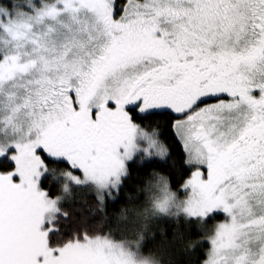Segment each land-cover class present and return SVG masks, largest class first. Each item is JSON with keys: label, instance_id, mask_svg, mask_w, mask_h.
<instances>
[{"label": "snow or ice", "instance_id": "snow-or-ice-1", "mask_svg": "<svg viewBox=\"0 0 264 264\" xmlns=\"http://www.w3.org/2000/svg\"><path fill=\"white\" fill-rule=\"evenodd\" d=\"M57 164L102 206L133 169L160 213L178 188L185 264H264V0H0V264H68Z\"/></svg>", "mask_w": 264, "mask_h": 264}, {"label": "trees", "instance_id": "trees-1", "mask_svg": "<svg viewBox=\"0 0 264 264\" xmlns=\"http://www.w3.org/2000/svg\"><path fill=\"white\" fill-rule=\"evenodd\" d=\"M159 134V139L164 140L163 126H153ZM166 135V132H165ZM141 160L137 158V164ZM159 174L160 169H153ZM50 180L48 188L51 189V198L61 194L65 172H73L64 165H52L44 168ZM74 173V172H73ZM142 173L135 169L125 181L124 189L111 199L105 201V205L97 202L96 194L90 186H73L60 201L59 211L55 214L52 225L61 227L67 235L60 241L67 244L70 241L83 239V233L87 231L89 236L105 235L117 241H139V253L148 257L155 264H185V258L181 256V249L186 247V242L174 241L171 237L177 228L184 229V221L179 216L160 215L153 220H143V214L149 205L152 192H144V182L140 179ZM179 191L178 188H173ZM64 213L68 214L65 221ZM146 228V229H144ZM59 239V238H57Z\"/></svg>", "mask_w": 264, "mask_h": 264}, {"label": "rangeland", "instance_id": "rangeland-1", "mask_svg": "<svg viewBox=\"0 0 264 264\" xmlns=\"http://www.w3.org/2000/svg\"><path fill=\"white\" fill-rule=\"evenodd\" d=\"M141 156H143L142 152L137 154V158L139 160ZM36 163L37 161H35L34 158L27 161L26 171H30L35 166ZM43 172H44V168H41V174H43ZM74 177H76V173L73 172H65L62 174L63 184H62L61 194L57 197L48 198L49 199L48 206L46 208L42 207V215H41L42 221H48L52 224L55 214L59 211L60 201L69 192L71 187L77 186V184L73 182ZM86 186H90L96 193L95 188L91 184H88ZM172 191L176 196L175 201L173 202L172 206L169 208L167 214L160 213L154 209V203L156 202V200L162 197V193L155 186H153L149 199V205L143 214V220H145L146 216L149 221L151 219L153 220L154 218H156L155 216H160V215L178 216L177 206L181 205L183 197L180 196L179 191H174V190ZM114 195L115 192H113L110 197L106 196L105 201L107 199L113 198ZM93 237L99 240L100 235ZM70 242H72V246L66 250V257H65L68 264H110V261H114L115 264H155L152 259L140 255L138 240L117 241L109 238L107 241H105L108 247L111 249L108 256L104 255L102 249L99 248L93 249L91 247L84 245H76V240Z\"/></svg>", "mask_w": 264, "mask_h": 264}]
</instances>
